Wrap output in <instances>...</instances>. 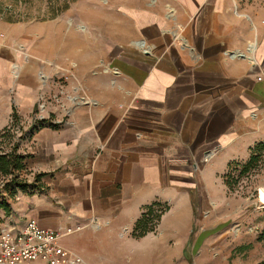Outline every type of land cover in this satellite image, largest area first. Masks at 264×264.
Returning <instances> with one entry per match:
<instances>
[{
	"label": "crops",
	"instance_id": "0c3cea01",
	"mask_svg": "<svg viewBox=\"0 0 264 264\" xmlns=\"http://www.w3.org/2000/svg\"><path fill=\"white\" fill-rule=\"evenodd\" d=\"M74 11L80 29L59 16L28 26L25 40L0 34V131L15 113L33 130L40 90L68 61L90 92L57 127L47 122L22 144L26 171L44 173L42 187L7 195L8 221L80 225L61 242L82 264H98L122 258L118 232L154 202L179 207L172 223L193 227L191 200L221 198L222 175L264 142V6L82 0ZM100 55H109L107 67L89 72ZM133 245V264H172L174 251L158 256L152 237L146 248Z\"/></svg>",
	"mask_w": 264,
	"mask_h": 264
},
{
	"label": "rangeland",
	"instance_id": "374dc122",
	"mask_svg": "<svg viewBox=\"0 0 264 264\" xmlns=\"http://www.w3.org/2000/svg\"><path fill=\"white\" fill-rule=\"evenodd\" d=\"M247 1H257L259 7L264 6V0ZM81 2L0 0V34L14 32L25 40L28 26H34V30H37L35 27L38 24L58 19L59 16L66 18L67 30L75 26L80 29L74 20V10ZM108 58L109 55H100L98 61L93 66L89 62L86 69L89 72L91 69L102 70L107 67ZM70 62L66 70L55 73L54 78L40 90L38 103L31 115L32 121L36 122V119L43 116L50 123H61L64 119L57 120L56 117H68L84 99H90L89 88L75 73V64ZM21 125L27 128L26 122ZM22 137L19 132L13 131L1 137L0 151L9 150L16 142H19L21 149L22 144L28 140V136ZM256 156L257 159L248 167V161L233 162L222 175L224 185L221 198L211 201L207 198L191 200L195 222L193 227L188 225L184 230L182 225L172 223V217L178 214L179 207H172L163 201L154 202L142 208L139 219L146 220L140 227H136V222L118 232V237L125 239L122 258L118 254H108V258L103 262L100 260L98 264H133V244L140 242L146 248L150 237L157 242L158 256L166 257V251H174L172 264H264V203L260 199L264 186V149L256 152ZM34 176L26 170L19 171V181L23 184L32 182ZM12 177L11 174L0 175V186L6 178ZM149 206H152L151 210ZM2 217L6 221L11 216L4 213ZM181 240L187 243L180 245ZM141 264H145V261Z\"/></svg>",
	"mask_w": 264,
	"mask_h": 264
},
{
	"label": "built area",
	"instance_id": "2783aa9c",
	"mask_svg": "<svg viewBox=\"0 0 264 264\" xmlns=\"http://www.w3.org/2000/svg\"><path fill=\"white\" fill-rule=\"evenodd\" d=\"M40 116L36 123L44 120ZM13 123V122H12ZM10 131L19 135L32 136L33 130L22 127L19 121L10 125ZM80 225L63 229L43 227L34 217L23 223L3 221L0 227V264H82V257L66 248L61 239L75 233Z\"/></svg>",
	"mask_w": 264,
	"mask_h": 264
},
{
	"label": "trees",
	"instance_id": "16d2710c",
	"mask_svg": "<svg viewBox=\"0 0 264 264\" xmlns=\"http://www.w3.org/2000/svg\"><path fill=\"white\" fill-rule=\"evenodd\" d=\"M19 121L20 120H19L18 114L15 113L13 116L12 124H16ZM47 122L48 121L46 120H40L38 124L33 125V131L44 126L45 123ZM50 125L57 127L59 123H50ZM10 133H11L10 127L4 128L3 130L0 131V139L3 136L5 137L7 135H10ZM27 133L28 132H26L25 134L27 135ZM26 135H24V137H26ZM0 143H1V140H0ZM19 146H20L19 142H16L13 146H11L9 150L0 151V175H4V176L10 175V174L13 175V177L10 179L6 178V181L2 182L0 186V227H1V224L3 223V217L1 215V211H5L6 214L11 213V205L7 200V195H9L8 193H10L9 196L13 197L18 188L27 189L30 187L31 190H36L42 187L41 179L44 173L35 174L34 180L29 183L23 184L21 181H19V171L27 169L26 163H25V159L27 155L24 154L23 152H20ZM262 149H264V142H260L253 148L251 159L248 161L246 167H248L254 160L257 159L256 152L261 151ZM232 164L230 166H232ZM151 207L152 206L148 207L149 210H151ZM144 220H146V218L138 219L136 223V227L137 228L140 227L144 223Z\"/></svg>",
	"mask_w": 264,
	"mask_h": 264
},
{
	"label": "bare ground",
	"instance_id": "6f19581e",
	"mask_svg": "<svg viewBox=\"0 0 264 264\" xmlns=\"http://www.w3.org/2000/svg\"><path fill=\"white\" fill-rule=\"evenodd\" d=\"M262 189L263 190H261V192H260V199L264 203V186H262Z\"/></svg>",
	"mask_w": 264,
	"mask_h": 264
}]
</instances>
